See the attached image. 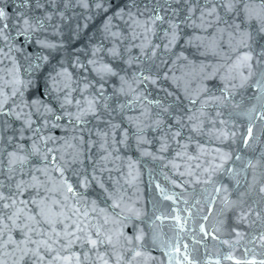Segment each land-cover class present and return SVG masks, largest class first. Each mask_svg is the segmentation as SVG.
<instances>
[{
  "label": "snow or ice",
  "instance_id": "1",
  "mask_svg": "<svg viewBox=\"0 0 264 264\" xmlns=\"http://www.w3.org/2000/svg\"><path fill=\"white\" fill-rule=\"evenodd\" d=\"M11 2V11L0 6V142L7 140V146L0 147V264H152L157 259L148 250L144 229L125 232L130 218L141 219L128 195L139 180L135 162L130 159L125 172L120 149L113 147H133L127 130L122 139L113 135L109 143L108 131L99 128H119L111 122L113 113L118 109L123 114L136 105L142 116L150 113L149 106L159 109L153 130L164 135L158 151L167 152L169 142L175 141L184 150L177 157L195 161L188 165L187 175L195 177V183L212 186V204L219 198L227 208L240 206L237 224L248 222L254 212L258 219L264 215V207L252 206L264 204V153L256 159L221 147L207 153L199 142L196 155L187 152L189 143L205 134L206 122L221 144L236 142L221 109L238 89L250 87L254 93L257 103L249 119L255 113V119L264 120V0L258 6L255 0ZM75 8L82 11L67 14ZM97 18L102 21L98 29L81 43ZM177 66L190 70L185 77L195 74L200 79L202 86L195 93L185 86L181 96L167 86L180 88L183 77L176 76ZM217 78L220 95H209L203 81ZM110 80L119 86L107 95ZM154 93H163L171 103ZM121 96L130 98L113 108L109 101ZM211 106L216 113L209 120L206 109ZM162 114L169 118L167 128ZM93 122L96 131L90 126ZM56 130L64 135H56ZM185 131L188 143H181ZM143 132L137 128L138 150L148 142ZM252 139L250 123L242 137L244 148ZM206 154L211 159L201 160ZM141 155L157 159L147 151ZM224 176L234 182L231 190L219 180ZM156 187L165 200L176 202L159 184ZM233 193L236 200L230 199ZM173 219L183 231L186 220L179 215ZM232 231L239 243L243 233ZM200 233L204 239H219L203 224ZM253 240L264 246V232ZM151 243H156L154 237ZM182 248L168 243V264H199L187 244ZM223 259L264 264V258L254 256L240 260L228 254Z\"/></svg>",
  "mask_w": 264,
  "mask_h": 264
},
{
  "label": "water",
  "instance_id": "2",
  "mask_svg": "<svg viewBox=\"0 0 264 264\" xmlns=\"http://www.w3.org/2000/svg\"><path fill=\"white\" fill-rule=\"evenodd\" d=\"M258 6L260 0H255ZM7 5V10L11 11L13 3L11 0H0V6ZM63 8V5H61ZM73 11L80 13L82 10L80 8H75L68 11V15H72ZM102 21L97 18L91 22V27L87 30V33L81 43H85L87 36L92 35L96 32L100 23ZM46 35V34H43ZM98 38V37H97ZM49 39L57 40L59 37L50 36ZM83 58V57H82ZM107 59V57H105ZM75 71V70H73ZM185 70L180 66L175 69L176 76H181V86L176 89L174 84L169 83L167 86L170 90L174 91L182 96L183 89L185 86L189 88L190 91L195 93V91L202 86L200 79H198L195 74L184 76ZM118 83L114 81H109L106 87V94L111 95L114 88L118 87ZM203 86H207L210 89L209 95L219 96V79L213 81H203ZM77 98L78 93H74ZM155 98L164 100V102L171 103V100L166 99L163 93L158 96L154 93ZM130 97H113L110 104L113 108H116L117 104L120 102H126ZM204 97H202L203 99ZM256 100L254 98V93L251 88L238 89L236 95L232 98L231 103L222 108L221 111L225 113V118L229 119V124L227 131L235 132V143L229 140L226 144H221L215 139L211 123H205V134L201 136H196L195 139L189 143L187 149L188 154L196 155L197 148L196 143L199 142L204 145L207 153H212L216 147L224 148L225 150H230L233 155L239 153L243 155L246 159H256L259 158L261 153H264V120L255 119V113H251L252 119H249L250 110L256 105ZM151 111L148 115L142 116L140 113L142 111L139 105L135 107H130L125 109L123 114L117 109L112 116L111 122L113 124H120L119 128L114 131L109 129L107 125L101 124L99 126L101 131H108L109 143L112 141L113 135L116 139H122L127 130V135L133 147L128 148L123 145H114L113 147H119V155L122 157L124 164V171H127V164L131 159L135 162L134 172L139 173V180L134 188H130L128 195L131 197L132 201H135V208L141 212V219L136 220L134 217L130 218L127 222V227L125 232L128 234H134L138 229H144L149 237L148 250L150 254L157 259L152 262V264H168V258L164 255V251L167 250L168 243H179L182 246L184 244L188 245L189 254L199 261V264H210L216 259L221 260V264H234V261L224 260L225 255L231 254L236 259L245 260L251 259L253 256L259 260L264 258V246L260 245L258 240H253L254 236H258L261 232H264V215L261 218H257L255 212L250 215L248 222L237 224V218L240 213V206L233 208H227L223 202L218 198L215 204L211 203L209 193L211 192V185L198 184L195 183V177L187 175L188 165L191 163L193 166L195 161H188L186 158L177 157L176 153L183 152L175 141L169 142V150L167 152H159L161 137L164 135L161 131H154V121L156 119V114L159 109L149 106ZM199 107V105H197ZM208 113V119L210 120L215 116L216 108L215 106L208 107L206 109ZM229 113L231 114L229 117ZM105 119H108L107 113L102 111ZM165 120L164 128H167L169 118L166 114H162ZM128 117L132 120L129 122ZM253 126V139L250 141V147L244 148L242 144V137L247 134V128L249 124ZM152 125V127H148ZM93 131H96L95 122L92 125ZM144 128L143 138L146 143L140 145V149H136L135 138L137 135V128ZM217 127L219 125L217 124ZM56 135L61 136L64 133L56 130ZM189 133L184 132V139L181 143H188L187 136ZM97 139L98 142L102 138L93 137ZM7 140L0 142V147H6ZM8 150H11L10 148ZM141 151H147L152 153L157 157L153 159L152 156H143ZM211 159V155L206 154L201 157V160ZM6 163V161H5ZM119 163V162H117ZM239 164V162H236ZM179 165V168L173 167V165ZM200 170H197V173ZM180 172H184L185 175L181 176ZM251 179V175H249ZM219 180L224 184L228 185L231 190L234 188V182L230 180L227 176L220 177ZM175 181L177 184H183L182 187H176L173 184ZM188 181V183H184ZM159 184L160 188L164 190V194L173 196L175 203L172 200H165L160 192V189L156 187ZM230 199L236 200V195L233 193ZM187 201V203H185ZM248 204H252V201H248ZM253 208L259 210V208L264 207L262 205L252 204ZM209 207L212 208L211 214H209ZM247 207V205H245ZM176 215H179L183 220H186L184 225V230L180 231L176 226V221L173 219ZM156 216H160L164 219L155 220ZM208 216L207 220L203 218ZM155 221V223H153ZM255 221V223H253ZM205 225V228L209 232H213L219 237L217 240L211 239V237L204 239L200 233V225ZM135 225V228L133 227ZM233 228H238L239 231L243 233V239L236 243L237 237L232 231ZM219 229V231H216ZM155 238L156 243L153 245L151 243L152 238ZM200 241V243H196ZM221 241H229V244H223ZM247 250V254H246ZM173 264H176L175 260Z\"/></svg>",
  "mask_w": 264,
  "mask_h": 264
}]
</instances>
